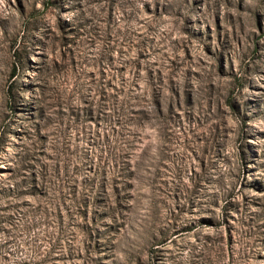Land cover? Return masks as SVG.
<instances>
[{"label": "rangeland", "instance_id": "rangeland-1", "mask_svg": "<svg viewBox=\"0 0 264 264\" xmlns=\"http://www.w3.org/2000/svg\"><path fill=\"white\" fill-rule=\"evenodd\" d=\"M0 264H264V0H0Z\"/></svg>", "mask_w": 264, "mask_h": 264}]
</instances>
